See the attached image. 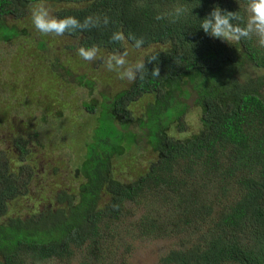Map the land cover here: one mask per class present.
Returning <instances> with one entry per match:
<instances>
[{
    "label": "trees",
    "instance_id": "obj_1",
    "mask_svg": "<svg viewBox=\"0 0 264 264\" xmlns=\"http://www.w3.org/2000/svg\"><path fill=\"white\" fill-rule=\"evenodd\" d=\"M41 3L57 18L106 16L109 23L34 42L31 9ZM246 5L247 0H0V45L32 44L22 66L21 48L13 57L3 54L0 68L25 72L21 84L33 90L31 97L43 92L33 87L41 82L37 71L48 75L47 84L60 71L72 76L66 70H72L71 56L97 73L116 50L128 56L135 51L137 60L158 55L160 69L152 77L154 63L146 59L149 73L135 81L110 71L114 94L98 92L95 99L99 83L81 75L76 82L87 94L76 110L65 99L64 109L33 127L19 115L34 110L30 99L23 105L14 95L8 101L15 106L11 118L1 109L0 264H129L132 244L121 249L127 236L174 241L159 264H264V77L247 74L249 65L264 70V48L255 37L229 45L200 29L216 6L246 20ZM178 6L189 12L177 22L155 18ZM7 18L20 25H8ZM114 32L123 34L122 42H112ZM133 38L144 44L135 48ZM93 46L98 59L78 55L80 47ZM188 85L195 93L190 104L184 102L194 94L184 90ZM67 111L71 117H64ZM52 122L60 131L87 133L82 148L77 144L80 152L68 151L72 163L82 159L67 187H51L61 167L43 162L51 147L68 148L59 133L52 134ZM134 124L148 137L143 150L129 133Z\"/></svg>",
    "mask_w": 264,
    "mask_h": 264
},
{
    "label": "rangeland",
    "instance_id": "obj_2",
    "mask_svg": "<svg viewBox=\"0 0 264 264\" xmlns=\"http://www.w3.org/2000/svg\"><path fill=\"white\" fill-rule=\"evenodd\" d=\"M7 24L8 25L9 24L10 25L12 24L20 25L18 21L13 20L12 18H7ZM28 32H29V36H31L29 40L35 39L34 42H36V40H43V38H47L48 36H50V35L44 36L40 34L39 32H37L36 30H31V29ZM32 36H34L35 38H33ZM14 42L18 43V42H21V40H16ZM23 43H26L25 40H22V44H21L22 47H20V49L22 48L21 50H23V53H24L22 56L19 55L20 56L19 63L21 64V66L23 64L24 58H27L28 56V50L29 49L31 50L30 48L31 46L29 45H32V44L27 45V43L26 45H24ZM20 49L16 48L15 46L1 44L0 45V62L6 63V61L2 60L3 54L13 53L12 54V57H13L14 54L21 53ZM64 50H65L64 47L62 46L58 47V51L60 52V55H63ZM127 59L130 63L136 62L137 53L135 51H132L131 54L127 57ZM73 60H74L73 56H71L68 60L69 62H71L69 64V67L72 69L71 70L72 72L69 69H66L69 71V73L72 76L69 77L67 72H63V71H60L59 73H55V78H52V80H54L53 84L46 83V78L48 75H44L42 72L37 71L39 75L38 77L40 78L41 82L39 83L40 86L34 85L33 87H34V90L36 89L38 90V88L41 87L43 92L42 94L40 93L39 94L40 96L36 98L31 97V92L33 91L32 89L28 91V87L22 86L21 84L23 79L28 77L25 72H23L22 70H18L17 72L14 73V69H12L11 72H8L6 68L4 69L0 68V111L1 109H3V111H1V114L9 115L8 114L9 112L11 113L14 111L15 106L8 103V101L12 99L14 95L16 94H18L19 97L22 98L23 101L21 102V104L23 105H26L25 101L30 99L31 101H29L30 102L29 105H31L32 109H34L33 111H29V110L22 111L21 110L19 112V115L22 114V116L24 117L22 123L26 126L31 125L33 127V125H35V122L41 121L42 117L51 116L52 115L51 113L55 110H59V108L60 110L64 109L63 106L66 103L64 101L65 99L66 100L70 99L71 101H74L73 109L76 110V105L77 104L80 105V100L83 99L84 98L83 96L87 94L86 93L87 91L83 88H80L78 86V83L76 82V79L81 75L83 76L93 75L95 80H97V82L99 83V88L92 91V94H95V97L93 99L97 97L98 92H104L106 94L110 93L112 95L114 94L113 93L114 89L112 90L113 82L109 81L108 75L110 71L108 70L107 66L101 67L97 73L95 72L93 73L88 64H85V63L76 64L72 62ZM247 70H248L247 71L248 77H255V76L264 77V70H260L253 65L252 66L249 65L247 67ZM111 72L115 74L114 76L116 75L118 76L117 72L115 71H111ZM100 80L103 82V84L99 82ZM108 82H111L112 84ZM117 85L119 86L118 83ZM19 88H20L19 93H13L14 90L18 91ZM184 90H190L192 93H194L193 89L189 85L187 87H184ZM55 93L58 94L57 97L56 96L53 97ZM194 97H195V93L192 95V98L184 102L187 104H190L193 101ZM84 102L88 104L91 103L90 101H83V103ZM179 106L180 105L176 103L174 107H179ZM144 107L145 105H142V109ZM12 114L13 113H11L10 115ZM10 115L9 117L11 118ZM66 116L71 117V114L69 111H67V113L64 114V117ZM19 120L20 119L18 118V122ZM85 124L88 127L92 126V124H94V119H92V117L87 118ZM16 125H17V120H16ZM50 128L53 132L52 134H54L55 136L59 133L57 138L59 140L61 139L62 143L68 148L63 149L65 151L61 150V152H52L54 151V148L51 147L52 151H50L49 154H46L43 157V162H45L44 164L50 168H52L53 166L61 167L60 174H58V176L54 178L52 183H50L52 184L51 187L53 188L55 184L60 187H67L69 180L71 182V185L73 184L72 179H74V175H75V168H76L75 164H78L80 159H82V157L81 158L79 157L75 159V161L72 163L69 152H74L76 154V152L81 151V150L79 151L78 148L79 149L82 148L83 144L86 142L87 133H86V130H83V129L77 130V131H74L73 129V132L72 131L66 132L64 129L60 131L55 125V123L53 122L50 124ZM79 132L81 134H79ZM129 133L135 135V141L138 142L137 148H142L143 150L145 147L148 146L149 142H148V137L146 135V132L145 130L140 129L139 124H134L132 127H130ZM77 144H78V148H77ZM6 146H9L8 142ZM48 174L52 175V173L49 170H48ZM47 182H49V180ZM29 204H30V201H29ZM123 243H124V246H126L128 243H131L133 247V251H131L132 253L129 256V264H159L163 255L169 249L176 247L174 241L164 240L161 238L160 239H148L146 237L132 238L130 236H127L125 237L124 241L121 239V249L125 250Z\"/></svg>",
    "mask_w": 264,
    "mask_h": 264
},
{
    "label": "clouds",
    "instance_id": "obj_3",
    "mask_svg": "<svg viewBox=\"0 0 264 264\" xmlns=\"http://www.w3.org/2000/svg\"><path fill=\"white\" fill-rule=\"evenodd\" d=\"M247 19L245 20L237 11H227L219 6L214 7L209 14L201 20L200 29L208 36L219 39L232 45L233 42L241 40H251L256 38L258 45L264 48V0H247L246 5ZM189 12L184 6H178L169 12L157 15V20L169 19L175 23ZM31 23L35 30L44 36L55 35L62 36L65 33H72L77 30H89L91 28L100 27L101 23L107 25L108 18L105 16H88L83 22L75 17L68 16L65 18H57L51 14L50 9L43 3L31 9ZM124 39L123 34L114 32L111 40L120 43ZM134 39V47L139 49L143 44V38ZM98 48L96 46L90 48L80 47L78 55L86 61H94L98 59ZM127 50H116L112 55L104 59L109 71L117 72L121 80L135 81L137 77L143 80L149 70L145 66V60L154 63L150 74L152 77L160 76L158 66V55H151L146 59L137 60L130 63L127 59Z\"/></svg>",
    "mask_w": 264,
    "mask_h": 264
}]
</instances>
